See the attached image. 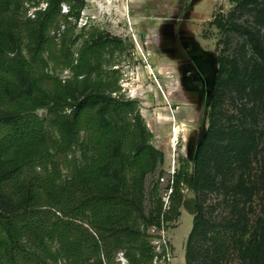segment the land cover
Listing matches in <instances>:
<instances>
[{
	"label": "trees",
	"instance_id": "1",
	"mask_svg": "<svg viewBox=\"0 0 264 264\" xmlns=\"http://www.w3.org/2000/svg\"><path fill=\"white\" fill-rule=\"evenodd\" d=\"M28 1L0 0V264H115L118 252L129 264H153L149 229L181 215L183 186L198 196L210 187L214 152L222 169L245 165L264 140V130L240 126L225 109L234 87L264 104V0H229L233 10L211 22L223 37H243L244 56L231 57L225 41L209 127L194 169L182 159L167 210L158 184L156 204H145L146 178L165 154L152 143L138 101L121 91L119 70L105 68L107 54L125 51L124 40L96 27L75 33L69 19L78 22L85 0H45L33 16ZM245 12L250 26L238 22ZM240 176L242 189L231 191L242 195L248 188ZM197 209L186 264L205 258L199 244L211 225L199 202ZM226 227L244 264H264V228L246 238L236 224ZM220 244L206 262L216 263Z\"/></svg>",
	"mask_w": 264,
	"mask_h": 264
},
{
	"label": "rangeland",
	"instance_id": "2",
	"mask_svg": "<svg viewBox=\"0 0 264 264\" xmlns=\"http://www.w3.org/2000/svg\"><path fill=\"white\" fill-rule=\"evenodd\" d=\"M85 1L81 16L82 13L85 14L86 20L82 22L80 17L76 22L74 18H70L69 25H77L75 33L81 32L83 28L87 32L96 27L107 30L112 35L124 40L125 51H114L112 54H107L106 58L112 60V64L106 65L105 68L119 70L121 91L128 98L138 101L140 113L154 134L152 143L170 159V161L165 160L155 173L149 174L146 178L145 204L146 209L150 210L157 201L153 195V188L158 184L159 194L162 195L165 185L161 183L160 178L165 174L169 162L172 164L174 157L179 164V169L183 165L182 159H186L190 163L191 170L194 169L196 153L209 127V112L219 69L218 57L220 50L225 47V41L229 45L228 54L242 62L240 56H244V50L241 47L243 37L233 32L223 37L216 25L211 23L215 15L230 13L234 4L229 0H203L200 3L202 5L199 4L200 9L197 7V13L170 18V21H174L177 18L183 20L186 17H191L192 25H189L191 35L195 36L204 48L214 53L213 59L210 60L209 56L207 65L199 66L196 63L198 70L203 75L201 81L205 87L204 90H201L202 96L198 102L193 96L186 99V96L182 94L184 82L175 75V71L179 67L183 68V64H175L163 56L159 58V61L143 57L142 50H146L147 53L150 51L148 54H154L155 48L151 49L148 43H157L159 32H154L156 35L149 37H146L147 34L142 32L138 37L134 29L133 32L129 31V26L125 25V19L115 12L110 15H99L96 9L99 0ZM25 5L28 8V15L33 16L36 9L45 8L47 4L45 0H30ZM120 5L122 8L123 3L121 2ZM68 8V4H63L62 12L66 13ZM117 20H120L119 27L116 25ZM252 20V15L248 12L238 17V22L249 26ZM87 21L88 23L85 24ZM182 26L183 28L187 27V25ZM169 32L171 30L166 32V36H169ZM221 38L224 39L218 45ZM141 41L144 48L139 46ZM162 42H166V37L162 38ZM245 52H248V49ZM250 53L249 51L248 54ZM206 66L211 68L209 73L203 72L205 71L203 67ZM57 72L62 77L71 74L69 70L58 69ZM246 94L235 87L227 89L225 109L229 115L233 114V117L239 120L240 126H257V130L260 132L264 130V104L257 101L255 96ZM195 101L198 104L194 107L193 102ZM38 113L44 115L45 111L39 110ZM177 127H179L180 138L175 152L172 138L174 129ZM218 157L222 156L214 152L211 158L210 187L197 196L193 190L183 186L181 215L165 221L159 230L149 229L150 241L157 253L153 264H186V246L193 228L194 217L198 212V202L203 207L211 225V228L201 238L200 244L198 242L203 257L205 256L200 264H244L237 245H234L232 233L226 226L230 223L236 224L246 238L251 233L258 234L261 228H264V140L258 142L257 150L251 154L245 165L237 162L230 165L228 169H222L221 160L223 159L217 160ZM234 166L236 167L234 168ZM60 167L64 172L69 170L64 163L60 164ZM240 175L246 176L244 182L248 188L243 191L242 195L235 189L231 191L232 188L240 187L239 181L242 178ZM240 188L242 189V186ZM218 232L224 233L225 236ZM215 243L221 245L223 252L217 256L219 258L216 263H211L210 258H207L206 262V254L215 251ZM115 264H129L123 252L116 254Z\"/></svg>",
	"mask_w": 264,
	"mask_h": 264
},
{
	"label": "crops",
	"instance_id": "3",
	"mask_svg": "<svg viewBox=\"0 0 264 264\" xmlns=\"http://www.w3.org/2000/svg\"><path fill=\"white\" fill-rule=\"evenodd\" d=\"M121 2L123 3V9L120 5ZM202 2L203 0H117L114 7L117 10L116 14L120 17L123 16L125 25L129 26L130 24L138 37L142 32L147 34L146 37L156 35L154 32H159L158 34L160 35L157 43H148L151 49L155 48L154 54H148L150 51L147 53L146 50H142L144 58L150 57L149 59L153 58L159 61V58L163 56L175 64L194 61L199 66H205L209 61L208 56L213 57L214 53L204 48L201 42L197 40L195 36L191 35V28L189 27L190 24L192 25L190 22L191 17H186L183 20L177 18L174 21H170L172 16H182L183 14L188 16L195 12L197 13V7L200 9V5H202L200 3ZM127 9L129 12V19L124 16V12ZM182 25H187V27L183 28ZM170 30L169 36H166V32ZM163 37H166V42H162ZM148 40L150 41V39ZM139 44L140 47L144 48L142 41ZM180 70V68L177 69L175 75L182 79L183 73ZM187 84H190V82L184 83L182 90V94L186 96V99L190 98V90ZM157 91H159V89H157ZM165 160L170 161L167 155H165ZM170 164L171 162H169L166 170L169 168Z\"/></svg>",
	"mask_w": 264,
	"mask_h": 264
},
{
	"label": "built area",
	"instance_id": "4",
	"mask_svg": "<svg viewBox=\"0 0 264 264\" xmlns=\"http://www.w3.org/2000/svg\"><path fill=\"white\" fill-rule=\"evenodd\" d=\"M97 2L98 3L96 9L99 15H106V14L110 15L113 12L116 13L117 10L115 9L114 6L117 3V0H102V1L99 0ZM124 16L125 18L129 19L128 9L124 12ZM85 20H86V16L85 14L82 13L80 21L84 22ZM119 22L120 20H117L116 22L117 27H119ZM87 23L88 21L85 24ZM129 31L133 32V28L130 26V24H129ZM179 138H180L179 134L177 137L175 136V134H173L172 145L175 152L177 151V147L179 145ZM178 170H179V164L176 161V157H174L172 164L166 170L165 174L160 178L161 183L165 185L164 191L161 195L165 210L169 209L171 205V195L173 194L174 191V185L176 182V175Z\"/></svg>",
	"mask_w": 264,
	"mask_h": 264
},
{
	"label": "flooded vegetation",
	"instance_id": "5",
	"mask_svg": "<svg viewBox=\"0 0 264 264\" xmlns=\"http://www.w3.org/2000/svg\"><path fill=\"white\" fill-rule=\"evenodd\" d=\"M210 57L208 56V58H210ZM211 59H213V57H211L210 60ZM181 64H183V68L179 67L183 73V75H182L183 77L181 80L184 83H188V81L190 82V84H187L188 89L190 90V96L191 97L193 96L199 102L201 100V96H202L201 90H204V88H205L202 84V81H201V79L203 78V75H202L201 71L198 70L199 68L194 61L193 62L187 61V62H183ZM203 69L205 70L203 72H206V73H209L211 70V68L208 66L203 67ZM217 74H218V72H217ZM216 79H217V77H216ZM215 84H216V82H215ZM214 89H215V86H214ZM213 94H214V91H213ZM197 101L193 102L194 107L197 106V104H198Z\"/></svg>",
	"mask_w": 264,
	"mask_h": 264
},
{
	"label": "bare ground",
	"instance_id": "6",
	"mask_svg": "<svg viewBox=\"0 0 264 264\" xmlns=\"http://www.w3.org/2000/svg\"><path fill=\"white\" fill-rule=\"evenodd\" d=\"M174 132H175V133H174V134H175V136L177 137V135H178V132H179V127L175 128V129H174Z\"/></svg>",
	"mask_w": 264,
	"mask_h": 264
}]
</instances>
